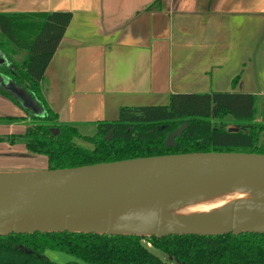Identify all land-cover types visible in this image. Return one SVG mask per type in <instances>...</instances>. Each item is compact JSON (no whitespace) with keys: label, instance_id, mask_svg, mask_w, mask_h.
I'll use <instances>...</instances> for the list:
<instances>
[{"label":"crops","instance_id":"crops-1","mask_svg":"<svg viewBox=\"0 0 264 264\" xmlns=\"http://www.w3.org/2000/svg\"><path fill=\"white\" fill-rule=\"evenodd\" d=\"M53 12L73 18L41 87L57 122L82 136L122 108L167 106L174 94L264 98V0H0V14ZM27 110L36 117L0 95L1 138L26 133ZM1 158L48 170L22 143H0Z\"/></svg>","mask_w":264,"mask_h":264},{"label":"trees","instance_id":"trees-1","mask_svg":"<svg viewBox=\"0 0 264 264\" xmlns=\"http://www.w3.org/2000/svg\"><path fill=\"white\" fill-rule=\"evenodd\" d=\"M72 18L65 12L0 14V74L23 87L45 112L38 118L27 110L34 124L22 136L0 137V143L24 144L29 155L47 159L49 170L192 153L264 155V98L248 93L174 94L167 106L122 108L117 121L98 123L91 137L58 123L41 84ZM5 46L11 54L22 52V62ZM0 95L23 108L11 91L0 88ZM182 125L187 128L177 146L167 149L166 139ZM148 245L180 264H264L261 234L143 239L70 233L0 237V264H57L45 256L48 250L74 256L77 261L68 264H168Z\"/></svg>","mask_w":264,"mask_h":264},{"label":"water","instance_id":"water-1","mask_svg":"<svg viewBox=\"0 0 264 264\" xmlns=\"http://www.w3.org/2000/svg\"><path fill=\"white\" fill-rule=\"evenodd\" d=\"M0 77L6 81L0 88L19 97L24 109L45 116L23 87ZM186 128L169 135L165 147H176ZM217 202L222 205L210 211L187 213ZM36 233L143 239L264 235V155L192 153L0 172V237Z\"/></svg>","mask_w":264,"mask_h":264},{"label":"rangeland","instance_id":"rangeland-1","mask_svg":"<svg viewBox=\"0 0 264 264\" xmlns=\"http://www.w3.org/2000/svg\"><path fill=\"white\" fill-rule=\"evenodd\" d=\"M5 52L10 51L5 47H3ZM7 52V53H8ZM8 53V54H9ZM11 55V53H10ZM25 57L23 53H20L18 55V60L19 62H22V59ZM259 99V98H258ZM34 124V121L32 120L31 125ZM80 145L83 146L84 148H92V145L85 143V142H80ZM38 163H41V161H38ZM44 165H40V167H37V169L42 168L41 166H47L46 162H42ZM44 168V167H43ZM35 168L29 167L28 164L24 165H16L13 166L12 163L7 162L4 160V158L0 159V172H23V171H35ZM152 249V253L159 257L162 261L168 263V264H180L176 258L170 257L167 254L153 249L151 245H148ZM45 256L49 258L50 260L54 261L57 264H68L72 262H76V258L70 254L61 252V251H55V250H48L45 253Z\"/></svg>","mask_w":264,"mask_h":264},{"label":"bare ground","instance_id":"bare-ground-1","mask_svg":"<svg viewBox=\"0 0 264 264\" xmlns=\"http://www.w3.org/2000/svg\"><path fill=\"white\" fill-rule=\"evenodd\" d=\"M222 205L221 202H217V203H212V204H209V205H204V206H198V207H195L193 209H190L188 210L187 213H192V212H205V211H210L218 206Z\"/></svg>","mask_w":264,"mask_h":264}]
</instances>
